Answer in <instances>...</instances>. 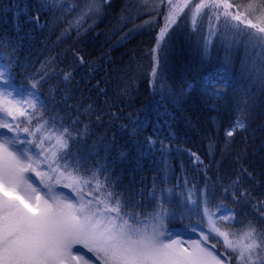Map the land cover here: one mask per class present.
Here are the masks:
<instances>
[{"label":"trees","instance_id":"obj_1","mask_svg":"<svg viewBox=\"0 0 264 264\" xmlns=\"http://www.w3.org/2000/svg\"><path fill=\"white\" fill-rule=\"evenodd\" d=\"M65 2L82 7V0ZM249 2L240 0L244 5ZM15 5L27 7L30 15H35L38 9L37 0H0V36L10 42V46L0 48V57L11 65L17 87L27 89L33 78L39 81L38 91L43 102L33 113L30 124L25 123L24 118L17 120L21 128L34 130L52 116L57 118V127L61 124L68 127L73 136L83 132L87 125V135L71 144V152L79 151L90 168L106 164L117 185L116 191L131 193L133 200L139 201V190H150L153 178L159 184L161 169L167 162L170 168L165 187L175 186V192L179 193L185 178L200 189L207 183L212 186L208 191L212 206L222 203L234 210V221L217 223L221 231L229 233L230 240H239L250 221L258 229H264V218L253 208L256 205L264 212V208H259V202L264 201V88L258 79L264 57L259 48L253 50L246 39L231 43L222 42L217 36L213 38L208 58L202 59L208 26L198 20L193 31L190 18L182 15L169 30L170 39L165 38L167 47L162 46L157 53L163 77L154 81L152 49L164 24L163 8L157 14L142 0H110L102 4L98 15L82 21L79 33L75 27L66 31L78 15L79 7L75 12L68 9L63 13L43 12L40 14L43 29L25 23L17 32ZM257 15L258 12L253 13L249 18L256 22ZM58 18L61 22L54 23ZM25 19L20 17L21 21ZM78 57L83 58V63ZM52 58L54 62L48 67L47 62ZM224 65L231 77L227 94L220 98L203 95L199 79L209 70ZM65 73H71L69 80L64 79ZM189 83L193 87L182 94ZM243 90L251 97L244 112L249 127L229 138L225 132L242 114ZM89 105L91 109L85 112ZM41 114L43 119L39 118ZM134 118L146 119L149 125L137 138L141 143L146 136L157 138L154 129H159L158 139L171 147L162 152L159 143L151 151L135 145L121 127ZM170 131L174 133L171 137ZM39 136L38 133L37 142ZM85 144L87 148L83 147ZM185 150L195 153L203 164L197 166ZM122 151L128 153L123 160L119 158ZM90 152L94 155H89ZM205 167L207 180L202 171ZM242 169L251 173V178L244 175ZM237 176H240V184L225 193L223 189L229 188ZM67 183L64 179L59 184L55 178L51 181L54 190L61 187L75 196L72 189L65 186ZM245 189L251 199L240 197L239 202L234 201L232 192L239 197ZM169 207H176V202ZM147 211H151L150 206ZM177 211L185 218L166 221L169 230L192 232L183 227L188 224L206 227L197 223L201 220L199 212L184 208ZM207 235L208 242L220 254L224 253L222 237L213 238L215 234L209 232Z\"/></svg>","mask_w":264,"mask_h":264},{"label":"snow or ice","instance_id":"obj_2","mask_svg":"<svg viewBox=\"0 0 264 264\" xmlns=\"http://www.w3.org/2000/svg\"><path fill=\"white\" fill-rule=\"evenodd\" d=\"M108 2L110 0H82L81 7L68 4L65 0H37L35 15H30L27 7L15 5L14 26L17 32L22 30L25 23L43 29L45 25L40 23L41 13H63L64 9L75 12L79 7L78 15L66 29L68 31L75 27L79 33L82 21L98 15L102 4ZM142 3L151 5L157 14H160L161 8L164 9V24L152 49L154 67L151 75L154 81L163 77L157 53L162 46L167 47L165 38L169 37V30L182 15L190 18L193 31L196 30L198 19L201 22L205 19L208 21L202 59L208 58L213 38L217 36L222 42L231 43L246 39L253 50L259 48L261 57H264V0H250L246 5L241 4L240 0H236L235 4L232 0H142ZM256 12L259 15L253 22L249 16ZM21 16L26 19L21 21ZM59 22L58 18L54 23ZM8 46L10 42L0 36V48ZM54 59L47 62L48 67ZM78 59L83 63L82 57ZM0 60H3L0 62V264H225V261L232 264L233 260L235 264H264V229H258L250 221L239 240H230L229 233L221 231L217 223L234 221V210L222 203L212 206L208 197L211 185L206 183L200 189L185 178L180 185L182 191L176 193L175 186H164L170 168L164 162L159 184L153 178L151 189L139 190L141 199L136 201L131 193L115 190L117 185L106 164L90 168L87 159L79 151L75 154L71 152V144L78 143L87 135V125L83 132H76L73 136L68 127L62 124L57 127V118L52 116L34 130L21 128L17 120L24 118V122L30 124L33 113L43 106L38 91L39 81L33 78L27 89L17 87L11 65L3 57ZM166 62L165 57V65ZM261 63L264 65V59H261ZM157 69L160 71L157 72ZM70 77L71 73L64 74L65 80ZM258 79L264 88V67L259 70ZM198 84L202 94L209 98L225 96L231 84L227 66L209 70ZM192 87L193 84L189 83L187 88L182 89V94L188 93ZM243 91L242 114L233 127L225 132L226 137L230 138L237 131H246L249 127L244 112L249 107L251 97L247 95V90ZM90 109L91 105L85 112ZM39 118L43 119V115ZM96 119L99 121L100 117ZM148 126L146 119L134 118L121 127L141 149L146 147L151 151L158 143L162 152L169 149L171 145H165L158 139L159 129H154L155 139L146 136L143 143L137 139ZM22 133L27 134L24 139H21ZM173 135L170 131L169 136ZM83 147L88 146L85 144ZM89 155L94 154L90 152ZM127 155V152L122 151L119 158L126 159ZM189 155L197 166L203 164L195 153L189 151ZM41 166L47 171H39ZM202 171L207 180L208 169L205 167ZM241 171L251 178L252 174L246 169ZM49 172L53 175L50 176ZM53 178L56 184L61 179L67 180L65 186L72 189L75 196L72 193L53 195L55 186L49 183ZM32 181L43 187L48 193L47 198L40 196ZM189 184L191 187H188ZM239 184L240 176H237L229 188L223 191L228 193ZM86 188L91 190L84 191ZM232 196L237 202L240 197L251 199L246 189L239 197L236 192H232ZM173 201L176 207H169ZM149 206L151 211H147ZM177 208L199 212L201 220L197 223L205 224L209 234H215L213 238L222 237L223 260L214 251L202 247L199 241L186 248L181 241L173 239L174 235L180 233L169 230L165 222L182 221L185 218ZM253 208L264 218V212H260L256 205ZM259 208H264V201L259 202ZM136 209H142L143 212ZM183 227L192 232L198 231L191 224ZM199 234L204 241L208 240L204 231ZM210 247L214 249L215 246ZM229 252L231 254L227 255Z\"/></svg>","mask_w":264,"mask_h":264},{"label":"rangeland","instance_id":"obj_3","mask_svg":"<svg viewBox=\"0 0 264 264\" xmlns=\"http://www.w3.org/2000/svg\"><path fill=\"white\" fill-rule=\"evenodd\" d=\"M203 23L206 24V26H208V21L206 19L203 21ZM25 137H26V135L24 133H22L21 139H24ZM39 171L46 172L47 169L45 167L41 166ZM29 175H34V174L30 173ZM37 179H39V178H37ZM46 182H48V181H46ZM32 183H33V186L37 188L40 196L43 198H47L48 193L43 189V187L41 185L37 184L35 181H32ZM49 183H51V181ZM58 190H59V187H58ZM58 190L55 189L52 194L57 195V196L68 194L66 192H60ZM72 196H74V195H72ZM226 222H232V221H226ZM197 228H198V231L193 232L191 234H186V233L181 232L180 230H175L174 232H178V233H180V235H174L173 239L181 241L183 246L186 248L189 247V245L192 244L193 242L199 241L202 247H207V248H209L210 251H214V254L217 256H220V258L223 260L224 255L220 254L215 248L214 249L211 248L210 246H212V245H210L208 240L204 241L203 238L200 236V234H199L200 231H204L205 235H207L208 231L206 230V227L202 228L201 226H197ZM77 247H80V246H77ZM73 251L75 252V249ZM86 251L87 250H85V252ZM225 264H227V261H225Z\"/></svg>","mask_w":264,"mask_h":264}]
</instances>
